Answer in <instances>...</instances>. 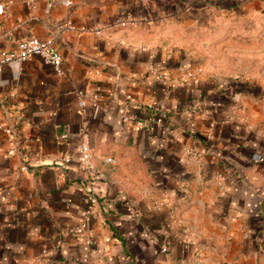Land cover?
Returning <instances> with one entry per match:
<instances>
[{
	"label": "crops",
	"instance_id": "obj_1",
	"mask_svg": "<svg viewBox=\"0 0 264 264\" xmlns=\"http://www.w3.org/2000/svg\"><path fill=\"white\" fill-rule=\"evenodd\" d=\"M143 2L0 0V49L53 34L63 68L0 66V264H264V97L231 99L225 75L178 65L179 50L125 23ZM127 152L150 171L147 195ZM87 187L90 239L77 229Z\"/></svg>",
	"mask_w": 264,
	"mask_h": 264
},
{
	"label": "rangeland",
	"instance_id": "obj_2",
	"mask_svg": "<svg viewBox=\"0 0 264 264\" xmlns=\"http://www.w3.org/2000/svg\"><path fill=\"white\" fill-rule=\"evenodd\" d=\"M143 1L135 23L125 22L130 27L144 28L158 45L176 48L209 73L254 80L264 97V0ZM122 155L128 170L140 173L147 195L154 188L149 169L138 163L135 154ZM107 157L113 162L106 165H117L114 155H103L101 162Z\"/></svg>",
	"mask_w": 264,
	"mask_h": 264
},
{
	"label": "built area",
	"instance_id": "obj_3",
	"mask_svg": "<svg viewBox=\"0 0 264 264\" xmlns=\"http://www.w3.org/2000/svg\"><path fill=\"white\" fill-rule=\"evenodd\" d=\"M129 23H135V18L128 19ZM66 27L75 28L71 23H66ZM33 55H40L43 61L51 65L57 74H62V56L55 44V36L53 34L47 35L45 37H38L36 35H24L20 37L15 44V47L10 50L0 49V66L3 62L7 61H24L31 58ZM197 70H201L198 68ZM192 74L191 72L189 75ZM78 102L80 106H86V99L84 98L82 91H77ZM197 109L192 108L191 114L197 115ZM8 139V153L13 154L18 148V139L15 132V127L13 125L5 128ZM212 133V124L208 128V134ZM79 160L81 164L85 167L94 166L95 154L91 147L81 145L78 149ZM111 157L105 159V163H112ZM86 207L84 217L78 222L77 229L81 231L86 239H90L91 235L87 231V218L91 216L95 208L99 204L98 196L89 187L85 189ZM41 255H48V250L46 247L41 249ZM166 264V263H164Z\"/></svg>",
	"mask_w": 264,
	"mask_h": 264
},
{
	"label": "trees",
	"instance_id": "obj_4",
	"mask_svg": "<svg viewBox=\"0 0 264 264\" xmlns=\"http://www.w3.org/2000/svg\"><path fill=\"white\" fill-rule=\"evenodd\" d=\"M185 55L182 54V53H178L177 54V64L180 65L179 63H181V59L184 60V59H187L190 61V59L187 57V58H184ZM189 63H192L191 61ZM182 67V66H180ZM179 67V68H180ZM183 68H186L183 67ZM230 81H232V84H230V86H227L226 88H224V93L225 95L227 96H230V98L234 99L235 97H237L238 94H251L253 96H256V97H261L262 94H260V92L258 91V84L256 83H253L251 81H248L246 79H243L241 76H236V77H231L229 78ZM195 81V80H193ZM198 81V80H197ZM196 81V82H197ZM202 97V96H201ZM191 105H187L184 107V111L187 112L188 109L190 108V106H193L196 102H195V97L192 95L191 97ZM235 103V102H234ZM202 109L203 107H201V109L199 108L198 112H197V115L198 117L201 118V112H202ZM191 119L188 118L187 119V123L190 122ZM108 205H106L104 208H107Z\"/></svg>",
	"mask_w": 264,
	"mask_h": 264
}]
</instances>
